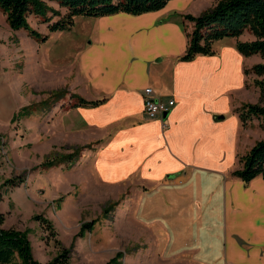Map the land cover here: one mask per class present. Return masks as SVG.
<instances>
[{"label": "crops", "instance_id": "0c3cea01", "mask_svg": "<svg viewBox=\"0 0 264 264\" xmlns=\"http://www.w3.org/2000/svg\"><path fill=\"white\" fill-rule=\"evenodd\" d=\"M191 1L168 0L138 14L90 16V37L77 53V83L84 85V98L104 100L70 105L67 112L102 133L106 129L95 160L100 177L135 175L150 188L152 216L193 229L184 241L209 245L222 225L221 263L264 264V180L257 175L244 182L231 173L245 126L235 99L225 93L244 85L246 56L236 48V37H224L213 54L181 59L187 35L175 14ZM145 85L175 99L169 112L145 116ZM66 126L75 127L73 117Z\"/></svg>", "mask_w": 264, "mask_h": 264}, {"label": "rangeland", "instance_id": "374dc122", "mask_svg": "<svg viewBox=\"0 0 264 264\" xmlns=\"http://www.w3.org/2000/svg\"><path fill=\"white\" fill-rule=\"evenodd\" d=\"M216 1L192 0L175 15L190 31L193 22L184 13L199 14ZM89 18L78 14L71 29L49 31L41 16L29 15V25L46 36L42 39L26 29L11 28L0 9L1 226L19 231L39 264H54L52 260L63 257L65 264H223L222 225L216 226L217 235L209 245L184 241L193 229L184 222L169 226L164 218L152 216L150 188L139 184L135 175L106 179L95 168L101 143L108 138L102 136L106 129L102 133L99 127L85 125L78 114L67 112L76 100L71 93L85 96L80 90L84 85L77 83V53L90 37ZM238 38L254 36L245 29ZM225 40H215L213 48ZM245 56V66L264 62V53ZM255 76L245 74L244 85L225 95L233 97L236 106L259 102ZM68 117H73L75 127L66 126ZM243 126L237 160L264 137L258 118ZM9 264L23 261L15 253Z\"/></svg>", "mask_w": 264, "mask_h": 264}, {"label": "trees", "instance_id": "16d2710c", "mask_svg": "<svg viewBox=\"0 0 264 264\" xmlns=\"http://www.w3.org/2000/svg\"><path fill=\"white\" fill-rule=\"evenodd\" d=\"M168 0H0V9L13 29L23 28L33 37L46 39L45 35L29 25L28 16L38 15L46 22L49 31L68 30L74 24L78 14L99 16L118 11L138 14L163 7ZM51 3H56L53 6ZM62 8L64 10H62ZM184 17L193 22L192 29L186 31L187 44L181 59H191L196 54H213V42L224 37H236L235 46L243 55L264 53V0H217L213 6L199 14L184 13ZM248 29L252 39H239L238 36ZM243 72L254 73V83L260 90L259 102H243L235 111L243 125L251 118H258L264 127V62H255L244 66ZM76 100L71 106L94 105L104 98L86 99L72 94ZM21 107L20 114L23 113ZM239 165L231 173L244 182L260 175L264 180V137L256 140L238 157ZM4 216L0 212V264L12 262L15 253L19 254L23 264H39L29 253L25 238L11 228H3ZM42 223L48 228L47 220ZM54 264H65L67 258Z\"/></svg>", "mask_w": 264, "mask_h": 264}, {"label": "built area", "instance_id": "2783aa9c", "mask_svg": "<svg viewBox=\"0 0 264 264\" xmlns=\"http://www.w3.org/2000/svg\"><path fill=\"white\" fill-rule=\"evenodd\" d=\"M143 112L147 118H157L164 112H169L175 104L171 96L161 97L151 85H145L142 89ZM166 122L163 120L162 125Z\"/></svg>", "mask_w": 264, "mask_h": 264}, {"label": "water", "instance_id": "95a60500", "mask_svg": "<svg viewBox=\"0 0 264 264\" xmlns=\"http://www.w3.org/2000/svg\"><path fill=\"white\" fill-rule=\"evenodd\" d=\"M166 113H167V112H164V114H166ZM219 116H220V117H223V115H222V114H220Z\"/></svg>", "mask_w": 264, "mask_h": 264}]
</instances>
